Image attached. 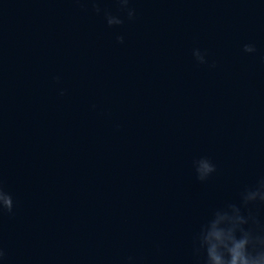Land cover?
<instances>
[{
    "label": "water",
    "instance_id": "1",
    "mask_svg": "<svg viewBox=\"0 0 264 264\" xmlns=\"http://www.w3.org/2000/svg\"><path fill=\"white\" fill-rule=\"evenodd\" d=\"M131 6L0 0L4 264H202L201 226L264 176V3Z\"/></svg>",
    "mask_w": 264,
    "mask_h": 264
},
{
    "label": "clouds",
    "instance_id": "2",
    "mask_svg": "<svg viewBox=\"0 0 264 264\" xmlns=\"http://www.w3.org/2000/svg\"><path fill=\"white\" fill-rule=\"evenodd\" d=\"M121 9L127 13V18L136 17V9L131 6L132 0H117ZM264 3V0H261ZM96 11L101 9L94 4ZM108 26L122 25L124 19L111 12L104 13ZM117 41L124 42V35H117ZM244 51L254 53L256 46L252 43L244 45ZM192 55L200 64H207V53L200 48H194ZM214 66V65H213ZM59 80V77L56 78ZM64 94V90H60ZM216 164L201 156L196 161L195 173L200 181L207 180L216 171ZM241 203H227L217 208L211 217L201 226L195 238L194 253L203 256L202 264H264V226L249 210L245 215L243 209L253 203H264V176H261L255 187L241 192ZM15 208L13 194L0 184V212L12 213ZM247 225V227H245ZM252 225H256L255 228ZM6 252L0 247V264H4ZM133 258L129 257V261Z\"/></svg>",
    "mask_w": 264,
    "mask_h": 264
}]
</instances>
